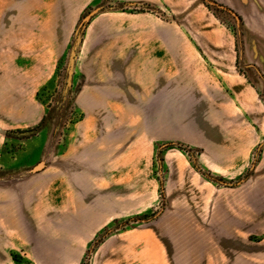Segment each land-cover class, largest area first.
Segmentation results:
<instances>
[{
  "label": "rangeland",
  "instance_id": "rangeland-1",
  "mask_svg": "<svg viewBox=\"0 0 264 264\" xmlns=\"http://www.w3.org/2000/svg\"><path fill=\"white\" fill-rule=\"evenodd\" d=\"M242 26L238 14L215 0H0V61L25 64L34 79L25 95L41 109L36 125L7 132L0 150L10 163L2 171L9 174L7 184L16 189V179L22 178L25 192H32L26 193V206L40 210L33 220L26 207L23 225L22 239L33 244L35 253L39 248L53 258L63 253L66 264H145L148 247L154 258L170 257L169 233L164 231L163 240H130L131 228L171 221L194 227L209 219V197L202 200L193 178L199 171L212 176L197 164L207 156L194 130L223 141L224 126L248 123L239 111L246 103L264 110V84L243 82L247 92L235 75H224L239 70V52L202 50L226 44L225 35L239 46ZM33 62L40 68L34 70ZM161 64L168 70L163 81L154 73ZM202 65L216 77L210 101L195 100L182 89L191 86L189 70ZM161 82L167 88L163 94L156 90ZM92 92L103 100L83 101L82 94ZM241 97L247 101L240 102ZM260 142L263 146L264 137ZM258 156L259 148L255 161ZM40 163L43 167L33 172ZM242 179L250 192L243 207L248 233L234 228L233 236L248 240L244 264H264L257 244L264 240V164L250 163L239 179L218 180L215 202L223 194L220 183L235 187ZM60 180L71 189L73 211L57 209L50 221L49 192ZM229 195V211L240 216L239 193ZM109 235L112 239L103 240ZM217 249V256L227 259L215 264H236L231 260L235 251ZM13 257L19 261L20 256Z\"/></svg>",
  "mask_w": 264,
  "mask_h": 264
},
{
  "label": "crops",
  "instance_id": "crops-1",
  "mask_svg": "<svg viewBox=\"0 0 264 264\" xmlns=\"http://www.w3.org/2000/svg\"><path fill=\"white\" fill-rule=\"evenodd\" d=\"M215 1L225 5V7H229V10L241 17L243 26L240 35V45H236V41H234L232 36L225 35L226 44H209V50H202L210 52L214 49L217 52L229 54L239 52V64L235 56L237 60L235 61V66L237 64L238 68L236 69L239 70L228 71L227 73L229 74L224 73V75L230 78L235 75L234 77L238 79L240 89L244 87L243 82L249 87L264 84V0ZM209 37L214 38L215 36L210 35ZM212 47L213 49H211ZM133 66L134 68L137 67V63L134 62ZM166 66L167 64L154 66L155 76L160 74L162 81L165 73H168ZM32 68L35 70L40 67L37 62H33ZM227 68L230 69L231 67L229 66ZM158 69L161 70V72H159ZM186 77L192 82L189 83L188 81L191 86H185L182 88L183 90H186L195 100H200V98L206 101L211 100V95H214L212 85L215 84L216 80V77L212 75L211 72L202 65L199 67L198 71H195L194 68L189 70ZM33 80L32 73H26L25 64L22 62L0 61V150L5 145L7 132L26 130L36 125L41 119L40 106L33 104L31 98L25 95V86L32 85L34 83ZM161 83V86L156 88V90L163 94L166 93L167 88H163V82ZM244 89H247L248 92L247 87H244ZM251 89L255 92V95H258L255 89V91L252 87ZM151 90L152 88H150V90L146 88L145 92ZM103 98L104 97L100 93L94 94V92H92L91 94H82L83 101L96 100L99 102V100H103ZM239 100L240 102L247 101V99L243 97ZM253 105L256 106V108H250L246 103V107H242L239 110L243 116L248 117L250 120H248L249 124L224 126L223 141H211L212 136L207 135V131L194 130V133H200V139L203 141L199 143L202 144L204 154L207 156V159L197 164L200 169L202 168L201 170L207 171V173L212 176L208 178L199 171L195 173V178H193V180L197 182L199 196L202 197V200L209 197V219L207 221L199 220L194 227L190 226L189 222L184 221V226H178L183 227L181 231L178 230V227L172 221L166 225L160 224L155 228L151 226L138 229L131 228L129 230L130 240H138V237H143L144 240H163L162 236L164 234L167 235L164 231L167 230L169 233L170 245H172L169 249L170 257L162 254L154 258L152 248L148 247L146 249L145 264H215L217 259L221 261L227 259L225 256H223V258L217 256L218 245L225 250L227 249V253L235 251V258L231 259L230 257V259L235 261L236 264H244L243 262L247 261L248 240L243 239L242 235L236 234L235 237L233 235L234 228L240 230L242 234L248 233V211L243 207L248 206L249 190L243 187V179L239 180L235 187H226L229 186L226 182L220 183L223 185L222 187H224L222 191L223 194L220 195L219 200H216V202L215 198H218V192L221 191L217 188L218 180L223 182L224 180L231 181L239 179L244 173L246 174L250 163L257 166L264 164V145H260V140L264 137V110L254 102ZM97 109V111H99V107H97ZM220 132L222 133V131ZM219 139L222 140V138ZM258 148L259 156L255 161L253 154ZM1 152L2 151H0V264H23V262H30V264H57L53 261V259L56 260L57 257L60 258V261H64L60 264H66L65 262L67 259L65 254L61 253L53 258V255L49 254L45 248H39V252L35 253L33 244H29L28 240L22 239L26 236L23 227L26 220V207L27 212L31 213L30 218L33 220L38 217V212L40 210L31 205L26 206V193L28 196H31L32 192L28 190L25 192L22 178L16 179V189L14 183H11V185L7 184L9 174L2 171L6 168L9 169L10 163L9 165L6 164L9 160L4 158ZM80 165L81 167L85 166L84 162H81ZM183 165L179 164V169L183 170V172H187L186 166L184 165L185 167H183ZM76 176L70 179L74 180L77 178ZM78 179L82 181L83 177L80 176ZM59 183L58 188L57 186L55 188H50L49 192V208L53 209L52 212L54 213L53 216H51L50 213V221L54 216L56 217L57 209L62 212L69 211L71 213L73 211V196L71 189L69 191V185L65 184L64 181L60 180ZM70 183L73 184L71 181ZM74 184H76V182H74ZM70 186L72 187V185ZM233 191H237L241 198L240 216H238V214L233 216L228 209V207H231V204L226 198L230 197L229 193ZM57 195L59 196V201L56 203L55 199ZM257 196H261V192H257ZM202 200H200V202H202ZM217 205L219 209H217ZM260 226L264 228V221ZM100 232L98 234H100ZM110 239H112L111 235L105 237L103 240ZM233 240H240V243H234ZM243 240L245 247L243 246ZM257 244L259 247L262 246V253L264 255V240H258ZM234 246L236 248L235 250L233 249ZM219 251L223 255L226 253L223 249ZM13 254H16L18 257L20 256L18 258L19 261L14 259Z\"/></svg>",
  "mask_w": 264,
  "mask_h": 264
},
{
  "label": "water",
  "instance_id": "water-1",
  "mask_svg": "<svg viewBox=\"0 0 264 264\" xmlns=\"http://www.w3.org/2000/svg\"><path fill=\"white\" fill-rule=\"evenodd\" d=\"M90 15H91V14H90ZM90 15H89V16H90ZM42 167H43V164L40 163L39 165L35 166V167L32 169V171H33V172H36V171L40 170Z\"/></svg>",
  "mask_w": 264,
  "mask_h": 264
}]
</instances>
